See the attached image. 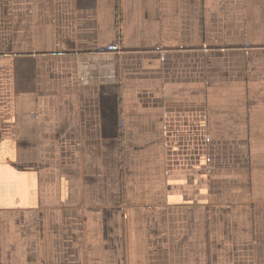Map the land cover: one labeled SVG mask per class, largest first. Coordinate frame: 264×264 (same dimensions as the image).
<instances>
[{
  "label": "crops",
  "instance_id": "0c3cea01",
  "mask_svg": "<svg viewBox=\"0 0 264 264\" xmlns=\"http://www.w3.org/2000/svg\"><path fill=\"white\" fill-rule=\"evenodd\" d=\"M0 264H264V0H0Z\"/></svg>",
  "mask_w": 264,
  "mask_h": 264
},
{
  "label": "built area",
  "instance_id": "2783aa9c",
  "mask_svg": "<svg viewBox=\"0 0 264 264\" xmlns=\"http://www.w3.org/2000/svg\"><path fill=\"white\" fill-rule=\"evenodd\" d=\"M114 47H116V46L114 45Z\"/></svg>",
  "mask_w": 264,
  "mask_h": 264
}]
</instances>
